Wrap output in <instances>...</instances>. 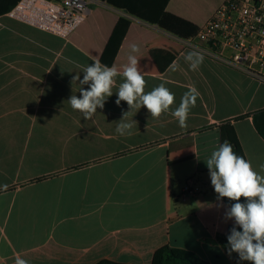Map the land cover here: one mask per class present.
I'll list each match as a JSON object with an SVG mask.
<instances>
[{"label": "crops", "instance_id": "0c3cea01", "mask_svg": "<svg viewBox=\"0 0 264 264\" xmlns=\"http://www.w3.org/2000/svg\"><path fill=\"white\" fill-rule=\"evenodd\" d=\"M19 1L0 0V264H150L163 246L235 264L219 239L234 221L224 219L205 161L227 140L264 176V140L250 117L264 110V83L103 0L67 38L13 18ZM224 1L170 0L166 11L200 29ZM119 18L130 26L113 95L87 120L68 103L80 97L72 80L83 79L78 65L99 61ZM193 50L203 54L195 71L184 59ZM130 54L145 93L163 83L175 94L171 109L197 90L185 128L141 107L128 116L131 135L116 131L129 111L115 101ZM188 181L199 191L182 196Z\"/></svg>", "mask_w": 264, "mask_h": 264}, {"label": "clouds", "instance_id": "9594fccd", "mask_svg": "<svg viewBox=\"0 0 264 264\" xmlns=\"http://www.w3.org/2000/svg\"><path fill=\"white\" fill-rule=\"evenodd\" d=\"M139 48L131 45V53ZM185 61L195 71L203 63V54L193 50L188 52ZM139 61L135 55L128 56V63L123 68L124 80L119 84L116 105L125 101L129 111L123 112L117 121L116 131L120 135H131V129L136 123L129 121L128 116L141 107H146L152 118H159L170 112L176 118L181 128L187 126L186 121L191 108L195 107L199 95L195 88L186 91L178 107L175 103V94L163 83L145 93L146 81L138 68ZM82 68L83 79L77 73L72 80L79 82L80 97L72 95L68 103L73 110L81 112L85 119H91L97 109H103L109 97L113 95L116 85L115 77L119 75L115 67L102 65L99 61L91 65L79 66ZM84 85H88L87 90ZM209 169L211 185L218 200L227 198L234 201L225 213V221L233 220L234 224L227 234L226 252L229 257L235 252L240 261H249L250 264H264V176L259 175L252 167L251 162L237 155L233 146L225 140L213 151L206 161ZM264 167V166H262ZM244 198V202H240ZM15 264H28L26 260L17 258Z\"/></svg>", "mask_w": 264, "mask_h": 264}, {"label": "built area", "instance_id": "2783aa9c", "mask_svg": "<svg viewBox=\"0 0 264 264\" xmlns=\"http://www.w3.org/2000/svg\"><path fill=\"white\" fill-rule=\"evenodd\" d=\"M99 0H20L11 16L41 31L69 37ZM187 46L264 83V0H225ZM199 191L191 181L182 196Z\"/></svg>", "mask_w": 264, "mask_h": 264}, {"label": "trees", "instance_id": "16d2710c", "mask_svg": "<svg viewBox=\"0 0 264 264\" xmlns=\"http://www.w3.org/2000/svg\"><path fill=\"white\" fill-rule=\"evenodd\" d=\"M106 4L124 10L127 14L134 16L147 23L157 25L159 28L183 39H189L195 37L199 31L195 25L191 22L181 19L166 11L167 4L170 0H103ZM130 26V21L126 18H119L111 31L110 36L104 46V49L99 57V62L102 65L112 67L117 52L122 44V41ZM241 116L239 118H243ZM253 126L257 134L264 140V110H259L250 115ZM235 152V148L233 147ZM222 202L229 208L234 201H230L227 198H223ZM240 202H244V198H241ZM226 233L219 239L223 245H227ZM232 260L235 264H250L249 261H240L238 255L233 252ZM96 264H127L119 263L111 260H101ZM150 264H208L202 260L195 253L170 246H163L157 249Z\"/></svg>", "mask_w": 264, "mask_h": 264}]
</instances>
